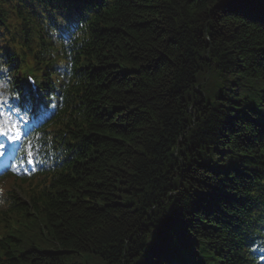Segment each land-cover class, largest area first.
<instances>
[{"label": "trees", "instance_id": "1", "mask_svg": "<svg viewBox=\"0 0 264 264\" xmlns=\"http://www.w3.org/2000/svg\"><path fill=\"white\" fill-rule=\"evenodd\" d=\"M70 12L86 39L56 127L74 148L31 205L11 184L0 264H250L264 209V0H0L13 84L31 62L53 88L46 26ZM213 71L245 79L255 100L227 87L209 101L199 75Z\"/></svg>", "mask_w": 264, "mask_h": 264}, {"label": "rangeland", "instance_id": "2", "mask_svg": "<svg viewBox=\"0 0 264 264\" xmlns=\"http://www.w3.org/2000/svg\"><path fill=\"white\" fill-rule=\"evenodd\" d=\"M199 80L202 82L204 90L207 92V98L209 101L213 102H221L222 100H216L218 96L221 95L223 89L227 87H231L233 90V97L235 99L240 98V95H236L238 92H241V97L248 96L252 101L255 100L256 94L252 90L244 89L243 84L245 79H239L235 76H230L227 74H220L216 71H213L211 77L206 78L204 75H199ZM235 80V83L232 84L231 81ZM246 103V101L244 102ZM94 260V261H93ZM90 263L91 264H107L106 262H100L98 260L93 259Z\"/></svg>", "mask_w": 264, "mask_h": 264}, {"label": "snow or ice", "instance_id": "3", "mask_svg": "<svg viewBox=\"0 0 264 264\" xmlns=\"http://www.w3.org/2000/svg\"><path fill=\"white\" fill-rule=\"evenodd\" d=\"M0 136H4L13 142L20 139L21 130L18 125L12 121L11 116H4L2 119H0ZM3 148L4 145L0 144V149ZM3 154L4 153L0 151V156H2ZM27 157L28 163H32L33 151L31 149L27 151ZM21 163H23V161H21Z\"/></svg>", "mask_w": 264, "mask_h": 264}, {"label": "bare ground", "instance_id": "4", "mask_svg": "<svg viewBox=\"0 0 264 264\" xmlns=\"http://www.w3.org/2000/svg\"><path fill=\"white\" fill-rule=\"evenodd\" d=\"M199 90L203 91V90H204V88H203L202 86H200V87H199Z\"/></svg>", "mask_w": 264, "mask_h": 264}]
</instances>
